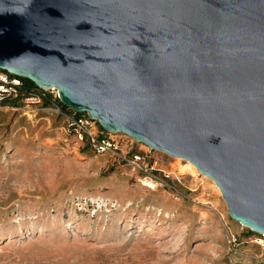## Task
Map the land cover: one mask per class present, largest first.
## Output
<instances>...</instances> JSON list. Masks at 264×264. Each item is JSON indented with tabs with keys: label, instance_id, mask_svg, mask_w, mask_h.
<instances>
[{
	"label": "water",
	"instance_id": "1",
	"mask_svg": "<svg viewBox=\"0 0 264 264\" xmlns=\"http://www.w3.org/2000/svg\"><path fill=\"white\" fill-rule=\"evenodd\" d=\"M0 70L189 162L264 239V0H0Z\"/></svg>",
	"mask_w": 264,
	"mask_h": 264
},
{
	"label": "rangeland",
	"instance_id": "2",
	"mask_svg": "<svg viewBox=\"0 0 264 264\" xmlns=\"http://www.w3.org/2000/svg\"><path fill=\"white\" fill-rule=\"evenodd\" d=\"M57 107L0 108V264H264L260 236L186 161L150 151L148 189L80 152Z\"/></svg>",
	"mask_w": 264,
	"mask_h": 264
},
{
	"label": "built area",
	"instance_id": "3",
	"mask_svg": "<svg viewBox=\"0 0 264 264\" xmlns=\"http://www.w3.org/2000/svg\"><path fill=\"white\" fill-rule=\"evenodd\" d=\"M22 82L19 78L0 70V108H11L18 110L20 107H10V101L17 99L19 96L24 97L21 100V106L25 107H42L44 100L50 101L52 104L58 100V92L56 89H49L47 92H31L26 94L20 93ZM56 113L64 118L67 125L66 132L72 134L74 143L79 147L86 145L95 155L109 156V158L128 167L131 172L136 173L138 181L143 183H154L156 177L153 175L155 171L156 161L152 160L151 152H134L133 145L136 143L126 136H116L102 132L98 124L91 120L87 115L80 116L70 115L61 112L57 107ZM119 137V138H116ZM122 138L126 139L121 140ZM147 188V186H144ZM260 243H264V239L259 237Z\"/></svg>",
	"mask_w": 264,
	"mask_h": 264
},
{
	"label": "trees",
	"instance_id": "4",
	"mask_svg": "<svg viewBox=\"0 0 264 264\" xmlns=\"http://www.w3.org/2000/svg\"><path fill=\"white\" fill-rule=\"evenodd\" d=\"M19 79L22 82V87L19 90L20 93H23V94L27 95L28 93H31V92H40V90L32 82H30L29 80L22 79V78H19ZM23 97H24L23 95L19 96L17 99L10 101L8 105L10 107H20L21 106V100H22ZM55 104L58 105V108L60 109L61 112L68 113V114L74 115L76 117L82 115V114L75 113L71 109H69L66 106L62 105L59 102V100H56L54 102V104H52L48 100H44V102L42 104V107H50L51 105H55ZM65 129H67V125H66ZM67 134H68V136H70L72 138V134L71 133H67ZM79 151L84 153V154L85 153H90V152L93 153L86 145L80 146L79 147Z\"/></svg>",
	"mask_w": 264,
	"mask_h": 264
},
{
	"label": "bare ground",
	"instance_id": "5",
	"mask_svg": "<svg viewBox=\"0 0 264 264\" xmlns=\"http://www.w3.org/2000/svg\"><path fill=\"white\" fill-rule=\"evenodd\" d=\"M182 168V169H181ZM181 171H187L191 175H195L197 173V170L194 168L193 165H191L189 162L185 163L184 167H181ZM144 186H147L148 189H154L155 185L153 183H143ZM215 185V184H214Z\"/></svg>",
	"mask_w": 264,
	"mask_h": 264
}]
</instances>
